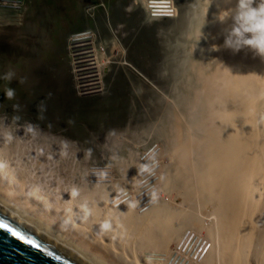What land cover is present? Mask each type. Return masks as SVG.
Segmentation results:
<instances>
[{
	"label": "bare ground",
	"instance_id": "bare-ground-1",
	"mask_svg": "<svg viewBox=\"0 0 264 264\" xmlns=\"http://www.w3.org/2000/svg\"><path fill=\"white\" fill-rule=\"evenodd\" d=\"M133 2L146 11L147 3ZM233 2L182 0L180 19L176 8L171 19H179L183 30L172 25L166 41L175 42L172 53H166L174 72L168 78L173 98L168 103L160 99L163 107L157 109L158 119L167 120L174 131L158 134L162 147H146L136 158L138 168L126 148L108 161L105 168L110 169L88 167L85 177L91 185L82 184V165L74 166L69 157L71 178L83 194L72 200L56 191L39 193L28 182V175L34 179L29 170L19 169L23 180L0 163V205L92 264H264V61L247 49L233 53L222 47L231 21L216 17ZM24 8L0 12L21 15ZM213 45L220 47L214 51ZM102 55L98 49V75L112 66ZM83 62L87 69L80 75L87 81L96 75L87 56ZM9 80L5 77L4 83ZM20 139L0 119L1 149L12 143L10 152L16 153ZM161 152L168 164L159 165ZM143 166L148 170L140 171ZM140 180L146 182L140 186ZM167 193H175L179 203ZM81 204L91 209L87 219H82ZM69 207L75 215L65 223ZM105 220L116 233L98 247L97 239L110 230H100ZM118 236L123 238L120 250Z\"/></svg>",
	"mask_w": 264,
	"mask_h": 264
},
{
	"label": "rangeland",
	"instance_id": "rangeland-1",
	"mask_svg": "<svg viewBox=\"0 0 264 264\" xmlns=\"http://www.w3.org/2000/svg\"><path fill=\"white\" fill-rule=\"evenodd\" d=\"M174 4L180 19L182 0ZM136 8L133 0H26L21 15L0 12V119L21 136L16 153L10 152L12 143L6 150L0 147L5 153L0 163L23 180L19 169L29 170L34 179L28 175V182L39 193L56 191L68 196L75 186L76 198L82 199L81 185L71 178L67 158L76 167L82 165L81 182L90 184L85 177L88 167L110 169L105 168L108 161L123 155L126 148L136 160L149 145L156 150L162 147L158 134L173 133L167 120L158 119L157 109L173 98L168 78L174 72L166 53H172L175 42H166L171 38L169 30L172 25L181 31L183 27L179 19L146 20V11ZM93 25L98 30L100 57L103 53L112 66L108 64L101 76L102 97L79 100L73 89L67 37ZM9 73L12 80L4 83ZM9 87L15 92L12 99L4 94ZM157 161L159 165L169 162L162 152ZM145 182L140 180L138 185ZM172 194L167 193L173 198L168 196L169 200L178 204ZM114 233L116 228H110L97 239V246H106ZM118 237L120 250L123 238Z\"/></svg>",
	"mask_w": 264,
	"mask_h": 264
},
{
	"label": "clouds",
	"instance_id": "clouds-1",
	"mask_svg": "<svg viewBox=\"0 0 264 264\" xmlns=\"http://www.w3.org/2000/svg\"><path fill=\"white\" fill-rule=\"evenodd\" d=\"M24 1V5H25ZM233 2V0H230ZM6 11V10H0ZM91 11V9H89ZM177 9L174 4V0H148V4L146 6V14L152 20H163V18L171 20L170 17H174ZM145 15L144 18L149 19ZM216 19L223 23L225 20L231 21L230 27L227 29L226 34L223 37L222 47L225 49L231 50L233 53H238L243 49H247L254 56L259 57L261 61H264V0H234L233 6L222 9L219 11ZM150 20V19H149ZM88 28V27H87ZM87 28L78 29L86 30ZM91 29H96L97 38H98V30L96 25L90 26ZM72 33V32H71ZM69 35L67 37V56H68V40ZM98 42V41H97ZM99 46V45H98ZM220 46L213 45V49L218 50ZM69 59V57H68ZM70 64V62H69ZM71 70V65H70ZM72 74V70H71ZM73 76V74H72ZM7 78H11V73L7 74ZM73 89H74V80H73ZM5 96L9 99H12L15 95L14 89L7 88L5 90ZM74 94L75 89H74ZM102 97V96H95ZM91 97V98H95ZM79 100H88L80 99ZM90 98V99H91ZM28 131H32V126H28ZM8 138H12V134H8ZM147 166H143L140 171H147ZM102 176H106L107 173L101 172ZM123 191L120 192V195H124ZM68 196L70 199H75L79 196V189L77 187H72ZM135 202H129V207L134 208ZM80 210L83 213L82 219H87L91 214V209L87 204H81ZM66 218L65 223H72V217L75 215L73 209L71 207L65 209ZM111 227V224L108 220L100 223L99 228L101 231L107 230Z\"/></svg>",
	"mask_w": 264,
	"mask_h": 264
},
{
	"label": "water",
	"instance_id": "water-1",
	"mask_svg": "<svg viewBox=\"0 0 264 264\" xmlns=\"http://www.w3.org/2000/svg\"><path fill=\"white\" fill-rule=\"evenodd\" d=\"M0 264L92 263L51 234L0 205Z\"/></svg>",
	"mask_w": 264,
	"mask_h": 264
},
{
	"label": "built area",
	"instance_id": "built-area-1",
	"mask_svg": "<svg viewBox=\"0 0 264 264\" xmlns=\"http://www.w3.org/2000/svg\"><path fill=\"white\" fill-rule=\"evenodd\" d=\"M24 6V0H0V10H21ZM147 16V15H146ZM148 17V16H147ZM173 17V16H172ZM170 17V18H172ZM151 19L150 17H148ZM96 29L73 31L68 40V57L74 80V89L78 98L87 99L95 96H102L103 89L101 85L102 70L98 75V42ZM97 45V48H96ZM87 49V51H83ZM87 56L91 63L92 76L89 80L81 79V70L87 69L84 66V57ZM102 78V77H101ZM103 183V182H102Z\"/></svg>",
	"mask_w": 264,
	"mask_h": 264
},
{
	"label": "snow or ice",
	"instance_id": "snow-or-ice-1",
	"mask_svg": "<svg viewBox=\"0 0 264 264\" xmlns=\"http://www.w3.org/2000/svg\"><path fill=\"white\" fill-rule=\"evenodd\" d=\"M13 235H15V233H13Z\"/></svg>",
	"mask_w": 264,
	"mask_h": 264
}]
</instances>
